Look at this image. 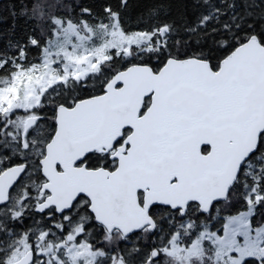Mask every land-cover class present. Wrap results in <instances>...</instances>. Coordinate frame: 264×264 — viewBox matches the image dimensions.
Segmentation results:
<instances>
[{
  "label": "snow or ice",
  "instance_id": "6c2138e0",
  "mask_svg": "<svg viewBox=\"0 0 264 264\" xmlns=\"http://www.w3.org/2000/svg\"><path fill=\"white\" fill-rule=\"evenodd\" d=\"M0 25V264H264V0Z\"/></svg>",
  "mask_w": 264,
  "mask_h": 264
},
{
  "label": "trees",
  "instance_id": "16d2710c",
  "mask_svg": "<svg viewBox=\"0 0 264 264\" xmlns=\"http://www.w3.org/2000/svg\"><path fill=\"white\" fill-rule=\"evenodd\" d=\"M0 27H3V25H0Z\"/></svg>",
  "mask_w": 264,
  "mask_h": 264
}]
</instances>
